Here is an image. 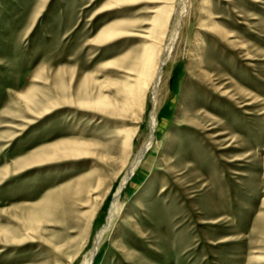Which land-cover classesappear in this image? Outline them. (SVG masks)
Here are the masks:
<instances>
[{"label": "rangeland", "instance_id": "rangeland-1", "mask_svg": "<svg viewBox=\"0 0 264 264\" xmlns=\"http://www.w3.org/2000/svg\"><path fill=\"white\" fill-rule=\"evenodd\" d=\"M118 192L92 264H264V0H0V264H81Z\"/></svg>", "mask_w": 264, "mask_h": 264}, {"label": "bare ground", "instance_id": "bare-ground-1", "mask_svg": "<svg viewBox=\"0 0 264 264\" xmlns=\"http://www.w3.org/2000/svg\"><path fill=\"white\" fill-rule=\"evenodd\" d=\"M182 1L184 2V0H182ZM183 6H184V4H183ZM181 9H182L181 12L180 11H176L174 22H173L171 30H170V35L168 34L169 38H168L167 43L165 45L166 47L161 52L162 56L160 57V60L158 62L157 72L150 79V82L148 84V86L151 87V85H152V87L154 88V95L157 97V98L154 99L155 100V104H156V99H157V101H159L158 97H159L160 87H161V86H158L160 84L159 80L164 74V69H165V65H166L167 61L173 57V50H172L173 49V44H174V41H175L176 37L178 36L177 34H178V32L180 31V28H181V23H182V19H183L182 15H183V11H184L183 8H181ZM166 18H167V14L162 15L163 22L166 21ZM150 56H152V58L148 57V60H146V64L145 65L147 67H149V61H151V59L155 58L154 51H152V54H150ZM156 123H157L156 113L153 112V114H152V123L151 124H152L153 127H155ZM150 146H151V142H147L146 143V141L141 145V148H140L138 154L136 155V157L132 161L129 170L127 171L126 176L124 177L123 184L120 187L119 191H121V189L124 186V184L126 183V181L129 180L130 177L132 176V174L136 171L138 165H140L142 158L144 157L145 153L150 148ZM119 193L120 192L117 193L116 198L114 200L110 215H109L108 220H107V224L101 230L98 231L97 236L95 237L94 250H91L89 253H87V255L84 256L81 264H92L93 263L94 257H95V255L97 253V249L99 248V245L102 242L103 235L110 229V227L112 226L113 220L115 219V217L121 211V208H122L123 204L119 203Z\"/></svg>", "mask_w": 264, "mask_h": 264}]
</instances>
